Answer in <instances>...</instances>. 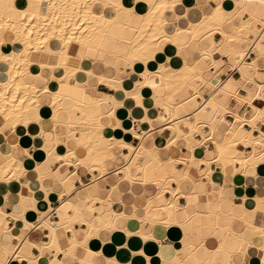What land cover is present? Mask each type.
<instances>
[{"label": "bare ground", "instance_id": "obj_1", "mask_svg": "<svg viewBox=\"0 0 264 264\" xmlns=\"http://www.w3.org/2000/svg\"><path fill=\"white\" fill-rule=\"evenodd\" d=\"M144 1L149 10L137 15L133 8L124 5L123 0H0V66L7 67L5 72L0 73V136L8 137L19 127L26 128L33 122L38 124L42 105L40 97L44 94L53 98V115L62 109L63 100L74 102L75 109L66 124L68 133L64 140L86 148L90 163L87 171L92 178L95 171L99 173L98 177L113 171L118 176V184L112 187L114 189L123 191L126 186L142 183L145 193H148L150 187L152 194L135 195L137 200L144 202L143 217L136 216L140 209L136 201L130 205L134 214L127 218L139 220L151 231L148 234L129 229L125 231L149 240L156 239L152 233L155 228L166 230L183 225L176 217L188 206L180 205L179 199L196 193L199 185L205 183L209 187L216 167L221 168L222 173L228 169L245 173L249 168L255 170L264 164V133L257 124H264V84L258 80L262 69L259 59H264V0H233L235 9L231 12L220 9L223 0H208L216 3L217 7L197 17L189 16L190 9L183 16L175 14L182 0ZM197 9L201 11L203 7ZM216 35L220 36L218 40H215ZM110 42L115 44L113 50L107 49ZM167 44L174 45L179 54L191 51L192 46L197 45L196 57L192 63L186 59L184 66L178 70L160 65L155 72L142 73L143 80L138 81L135 90L126 92V95L142 105L141 88H151L153 99L161 109L158 120L171 131L170 139L165 140L164 145L147 147L143 136L134 130L131 133L140 139L138 146L104 138L103 120L114 116L121 101L117 102L112 96H95L84 105L80 98L87 90L96 89L89 85L90 79L118 89L120 77L109 79L97 76L91 69L83 67L84 62L92 65L101 61L104 67L113 68L120 74L119 63L132 69L136 63L146 65ZM225 65L228 67L225 77L217 78ZM46 70L49 77L43 73ZM235 73L240 74L241 79H234ZM80 75L84 76L86 83L71 84V80L78 81ZM41 82L43 87L39 86ZM249 83L252 87L248 86ZM110 101V113L104 115V104ZM246 112L252 113L250 119L245 117ZM78 113H81V118ZM80 119L84 121L83 130H78ZM181 124L187 125L186 131L180 130ZM255 130L259 132L258 136L254 135ZM209 142L214 145L212 162L202 157V149L207 148ZM57 144L56 141L54 150ZM177 146H185L188 152L183 153ZM162 148L169 153L167 159L160 157ZM72 156V151L66 156L56 155L54 151L50 157L71 165L74 164L71 162L73 159L70 160ZM194 163L199 173L197 181L190 177ZM167 164H180L185 169L177 171V174L168 172L165 169ZM202 164L206 166L203 170L200 169ZM37 168L43 179L49 171L48 166ZM24 172L20 161L12 153L0 151V183L13 184ZM61 183L67 190L64 178ZM95 190L96 186L89 190V202ZM218 193L220 200L225 199L222 192ZM228 201L234 204L230 199ZM257 201L259 204L264 200ZM88 208L93 209V205ZM74 214L81 216L76 210ZM196 214L204 219L206 225L215 223L218 226L222 217L219 211ZM120 215L113 212V221L101 227L81 222L87 223L91 235L97 236L102 231L124 230L116 223ZM8 216L0 210V232L8 229ZM194 216L188 214V220ZM225 217L233 221L232 216ZM41 219L45 220L44 216ZM65 224L63 218H60L57 227H53L48 218L43 223V229L50 231L51 243L58 247L61 239L71 241L65 235L60 237L59 230L74 232L70 223ZM32 227L27 224L25 230ZM219 229L223 236L231 234L229 228ZM255 231L264 240V230L255 228ZM232 235L241 245L239 253L245 255L247 243L238 235ZM8 246H3V249L9 252ZM186 251L194 254L193 248ZM218 251L231 262V255L221 246ZM259 259L260 264H264V244L259 248Z\"/></svg>", "mask_w": 264, "mask_h": 264}, {"label": "crops", "instance_id": "obj_2", "mask_svg": "<svg viewBox=\"0 0 264 264\" xmlns=\"http://www.w3.org/2000/svg\"><path fill=\"white\" fill-rule=\"evenodd\" d=\"M123 3L126 7L133 8V12L137 15H143L149 10V5L144 0H123ZM181 4L176 8L175 14L183 16L187 13V9H190V17H197L202 12L209 13L211 9L217 7L216 3L208 0H182ZM220 4V9L224 12L235 9L233 0H223ZM197 7L203 9L200 11ZM259 10L262 11V8ZM219 38V35L215 36V40ZM114 47L113 42L107 45L108 50H113ZM196 49L197 45H193L191 51L185 50L179 54L174 45L167 44L146 65L136 63L132 69L119 63L117 68L120 74L113 68L104 67L101 61H96L92 65L84 62L83 67L91 69L97 76L103 75L109 79L120 77L118 89L106 87L104 84H98L95 79H90L89 85L96 89L87 90V93L80 98V102L84 105L89 104L95 96L108 98L112 96L117 102L121 101L114 116L103 120L105 126L102 130L103 137L138 146L140 139L133 137L131 130H134L143 136L147 147L155 144L164 145L165 140L170 139L171 131L158 120L161 109L153 99V90L147 86L141 88L142 105H138L134 99L128 97L126 92L135 90V85L143 80L141 75L146 71L155 72L160 65L178 70L184 66L186 59L192 63L196 57L194 54L197 52ZM259 65L262 69L258 80L264 84V59H259ZM4 68L0 66V73L7 70V67ZM227 69L225 65L217 78H224ZM43 73L49 77L47 70ZM233 78L239 80L241 75L235 73ZM78 79V81L71 80V84L83 85L84 76L80 75ZM39 86L43 87L44 83L41 82ZM248 86L252 87V84L249 83ZM52 99L46 94L40 97L43 106L41 105L39 112L38 124L33 122L26 128L19 127L8 137L0 136V151L12 153L25 171L19 181H14L13 184L0 183V210L10 216L7 217L6 223L8 229L0 232V264H260L259 248L264 244V240L256 233L255 228L264 230V201L259 204L257 201V199L264 200V164L255 170L249 168L245 173H236L232 169L222 173L221 168L216 167L209 187L204 183L196 187V193L179 199L180 205L188 206V209L186 207L185 210H181L176 217V220L183 225L171 226L166 230L155 228L152 233L156 239L144 240L139 235L125 232L126 229L141 231L143 234L151 231L139 220L127 218L134 214L130 205L136 201L140 208L136 216L142 218L145 214L142 210L143 200L136 199V196L144 195V186L142 183H136L124 187L123 191L114 189L112 187L118 184V176L113 171L102 177H98L99 173L95 171L93 175L96 178L93 179L91 173L87 171L90 163L86 148L71 140H64L68 133L66 124L70 122V114L75 109V103L63 100L62 109L53 115ZM104 105V115H107L110 113L109 105H112V102ZM80 115L81 113H78L79 118L82 117ZM251 116L252 113L246 112L247 119ZM145 119L151 120L152 123ZM82 122L84 121L80 119L78 130L84 129ZM257 124L264 133V124L258 122ZM160 128L163 130L160 131ZM180 130L186 131L187 125L181 124ZM254 135L258 136L259 132L255 130ZM56 141L58 144L54 150ZM177 148L183 153L188 152L185 146H177ZM213 148V143L209 142L207 148L202 149V157L205 160L210 162L214 160ZM54 151L59 156H66L72 151L73 156L70 160L73 159L71 162L74 164L66 165L67 163L64 164L62 161H55L50 157ZM167 153L168 151L162 148L160 157L167 159L169 155ZM45 165L48 166L49 171L42 179L37 167H45ZM194 166L195 163L191 166L190 177L197 181L199 173ZM204 166V164L200 165V169H205ZM165 169L177 174V171L184 170L185 167L180 164L176 166L167 164ZM63 178L69 193L61 183ZM95 186L96 190L92 193L89 202V190H93ZM173 186L176 187V184ZM147 190L146 196L152 194L150 187ZM218 192H222L225 199L220 200ZM254 198L256 201L253 200ZM228 199L234 204L229 203ZM88 204L93 205V209L88 208ZM54 207H59L57 209L59 222L60 218H63L65 225L70 223L74 229V232L58 231L60 237L65 235L66 238H71L70 242L65 238L61 239L59 247L51 243L49 229H43V223L47 218L49 219L50 211ZM256 207L258 209H255ZM74 210L80 212L81 216L76 217ZM218 211L222 216L218 226L215 223L206 225L204 219L196 214V212ZM113 212L121 213L116 223L125 229H116L111 233L102 231L97 236L91 235L85 222L92 223L94 227H101L104 223L113 221ZM188 214L195 216L189 221ZM43 216L45 220L41 219ZM225 216H232L233 221ZM81 220L85 222L82 223ZM27 224L31 227L36 225V229L27 234L31 229L25 230ZM219 228H229L231 234L223 236ZM232 233L247 243L245 255L239 253L241 245ZM3 246L10 247L9 252L4 250ZM220 246L223 251L231 255L230 263L228 257L218 251ZM187 248H193L194 254L190 255L186 251Z\"/></svg>", "mask_w": 264, "mask_h": 264}, {"label": "built area", "instance_id": "obj_3", "mask_svg": "<svg viewBox=\"0 0 264 264\" xmlns=\"http://www.w3.org/2000/svg\"><path fill=\"white\" fill-rule=\"evenodd\" d=\"M59 207H60V206H59ZM59 207H56V208L54 207V208H52L51 211H50L49 219L51 220V223L53 224V227H57V224H58V222H59V217H58V213H57V209H58ZM38 227H39V226H38ZM34 229H36V225L33 226V227L27 232V234H28L29 232L33 231Z\"/></svg>", "mask_w": 264, "mask_h": 264}]
</instances>
